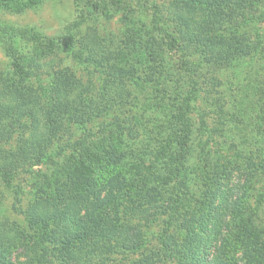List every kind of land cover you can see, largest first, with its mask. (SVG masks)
<instances>
[{
	"label": "trees",
	"instance_id": "1",
	"mask_svg": "<svg viewBox=\"0 0 264 264\" xmlns=\"http://www.w3.org/2000/svg\"><path fill=\"white\" fill-rule=\"evenodd\" d=\"M41 1L0 0V7L21 12ZM109 2L124 16L131 12V0ZM243 4L258 6V17L264 20V0H174L176 31L162 30L160 35V29L150 30L145 35L126 29L111 50L101 44L112 42L113 37H99L88 30L76 39L71 32L47 37L30 28L7 27L0 34V44L10 60L12 78H0V175L11 180L19 166L44 158L43 149L65 125L83 124L122 103L132 80L159 82L162 70L158 66L162 64L153 69L149 65L153 58L161 62L163 55L176 51L183 54L185 65L199 57L219 64L247 54L251 45L246 37L232 30L226 34L221 25L223 20L232 22V15L239 14ZM15 41L30 43L31 52L18 51ZM60 52L87 70L93 67L107 74L99 94H90L88 85L62 65ZM148 53L150 59L144 56ZM43 69L45 73L40 72ZM41 75H47V83L33 87L30 80ZM196 96L193 87L181 98L176 115L182 128L175 144L183 151L182 160L194 144L187 114ZM25 119L30 124H20ZM257 123L262 137L254 152L264 165V95ZM14 126L20 131L14 144L6 148L2 142L11 138ZM121 132H114L102 145H84L77 151L74 141L68 145L72 148L63 168L37 185L27 207L19 209L23 226L0 221V264H107L116 252L132 253L141 247L143 234L129 221L150 207V216L165 215L166 226L180 239L175 251L167 248L163 252L174 264H264V231L246 215L244 185L225 189L221 185L235 169L231 163L215 166L210 183L191 201L186 184L174 181L179 172L175 158L163 156L154 164L146 161L150 154L168 150L166 145L153 149L151 140H146L135 146L141 139L130 133L124 139ZM125 160L135 163H130L116 183L99 185L103 169ZM9 236H13L11 244L13 239L18 241L23 260L13 262L6 242ZM152 253L131 264H155V257L163 259L161 252Z\"/></svg>",
	"mask_w": 264,
	"mask_h": 264
},
{
	"label": "rangeland",
	"instance_id": "2",
	"mask_svg": "<svg viewBox=\"0 0 264 264\" xmlns=\"http://www.w3.org/2000/svg\"><path fill=\"white\" fill-rule=\"evenodd\" d=\"M86 1L42 0L38 5L21 12L0 7V34L7 27L18 26L38 31L47 37H59L71 32L77 39L88 30L99 37H113L112 42L105 40L101 44L103 49L111 50L121 40L126 29L133 28L145 35L150 30L160 29L161 35L162 30L174 32L178 27L171 7L174 0H131V12L125 16L109 0ZM259 10L256 5L243 4L237 10L239 14H231L232 22H221L224 33L238 31L246 37L251 45L247 54L229 57L219 64L205 62L199 57L185 65L183 54L176 51L163 55L161 62L153 58L149 64L153 69L162 64L158 66L162 70L159 82H144L141 78L132 80L127 85L129 94L122 103L83 124L65 125L43 149L44 158H39L35 164L28 162L19 166L11 180L0 175V221L6 219L23 226L24 216L19 209L27 207L37 185L45 184L47 178L63 168L71 152L72 147H68L71 142L74 141L77 151L84 145H102L114 136V132L122 131L124 139L130 134L141 139L133 144L135 146L146 140H151L153 146L150 148L153 149L166 145L168 150L163 149L162 154H150L146 161L154 164L163 156L175 158L179 172L174 181L186 184L191 201L200 197L206 184L210 183L215 166H229L231 163L235 169L228 179L221 180V185L224 189L232 185H244L246 215L250 216L258 230L264 231V165L260 156L257 157V151L254 152V147L262 137L257 132V120L264 95V20L258 17ZM105 44L111 45V48ZM14 46L26 54L32 48L30 43L22 41H15ZM59 55L63 59L62 65H67L88 85L90 94H99L106 73H100L93 67L85 69L65 52ZM144 56L150 59V53ZM196 60L199 62L195 64ZM45 71L43 69L40 72ZM9 75L12 78L10 60L0 44V78L6 76L8 79ZM47 80V75H41L33 77L30 83L36 88L39 84H46ZM193 87L197 96L190 101L187 115L194 144L186 159L182 160L180 153L183 154V151L175 144L182 128L176 115L181 98ZM162 92L163 101L159 100ZM20 124L28 125L30 120H22ZM14 127L11 138L2 142L6 148L14 144L20 131L19 126ZM130 163L135 161H119L103 169L99 185L116 183L118 176L126 171ZM152 211L153 207H150L147 213L130 217L131 225H136L143 234L141 247L132 253L125 250L116 252L107 264L138 262L142 255H150L151 251L152 255L158 251L163 256L162 260L155 257V264H174L172 260L164 258L163 252L167 248L175 251L180 239L172 227L166 226V216H150ZM12 237L6 238V242L12 250L13 262L23 260L18 241L13 239L11 244Z\"/></svg>",
	"mask_w": 264,
	"mask_h": 264
}]
</instances>
